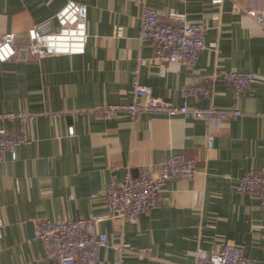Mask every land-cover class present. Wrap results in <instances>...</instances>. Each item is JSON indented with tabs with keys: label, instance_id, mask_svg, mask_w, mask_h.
<instances>
[{
	"label": "crops",
	"instance_id": "0c3cea01",
	"mask_svg": "<svg viewBox=\"0 0 264 264\" xmlns=\"http://www.w3.org/2000/svg\"><path fill=\"white\" fill-rule=\"evenodd\" d=\"M70 2L88 8L85 55L40 62L20 56L0 63V114H47L30 123L32 143L17 149V160L7 154L0 164V264H52L35 239L37 220L108 217L105 195L113 175L121 181L156 175L172 155L194 161L195 177L169 183L159 208L136 224L118 217L101 223L97 232L107 235L111 248L98 264H119L118 246L129 250L123 264H196L199 250L211 256L226 245L264 264V210L258 198L236 192L244 174L264 173V31L248 15H264V0H227L220 6L211 0H0V36L15 33L25 46L33 27L57 30L56 15ZM145 8L206 25L207 43L218 48L205 51L192 69L157 61L153 44L139 41ZM230 71L257 77L238 101L221 81ZM214 78L213 98L182 94L185 85ZM136 79L178 106L213 105L227 112L236 105L243 116L217 125L184 116L101 119L93 112L131 104ZM210 135L213 150L207 148ZM137 251L150 256L140 259Z\"/></svg>",
	"mask_w": 264,
	"mask_h": 264
},
{
	"label": "built area",
	"instance_id": "2783aa9c",
	"mask_svg": "<svg viewBox=\"0 0 264 264\" xmlns=\"http://www.w3.org/2000/svg\"><path fill=\"white\" fill-rule=\"evenodd\" d=\"M227 0H211L215 6ZM248 15L264 31V15L248 12ZM218 14L215 20L219 21ZM57 30L43 32L45 26H36L28 31L29 43L18 44L19 36L15 33L0 36V63L6 64L23 56L31 57L35 62L48 57L83 56L88 43V8L76 2L68 3L57 15ZM208 27L202 23H193L185 15L145 8L141 17L139 41L151 42L156 50V60L161 63L180 62L192 69L198 65L201 55L210 49H217L218 44L207 43ZM115 35L123 37V30L117 28ZM133 75L137 77L138 72ZM257 77L251 72L230 71L221 81L231 87L235 101L252 89ZM217 79L205 80L197 84H188L182 88L185 98L211 99L216 93ZM134 101L129 105H105L93 109L101 119H115L125 116L135 121L140 116L173 118L184 116L194 120H209L221 125L229 120L243 116L236 105L230 111H221L215 106L191 108L178 106L170 101L156 97L149 87L136 79L133 84ZM47 114L4 113L0 114V126L18 124L17 132L0 129V164L9 154L17 160V149L32 143L29 135L30 123ZM55 116V115H53ZM74 135V129L69 131ZM215 136L210 135L207 148L213 150ZM156 175L149 172L137 176L128 175L122 181L113 175L106 191L108 217L95 216L82 220L39 219L36 221L35 239L44 246L45 260L52 264H98L102 252L111 248L107 235L98 233L97 227L107 218H122L136 224L141 217L159 208L165 187L174 181L192 179L197 174L194 161L182 155H172L158 165ZM236 192L258 198L264 210V173L248 172L237 182ZM4 223L0 220V236ZM119 253V264L124 263L129 253L123 246L115 248ZM140 259L150 256L148 251L135 253ZM196 264H253L242 248L226 245L221 251L209 256L202 250L197 253Z\"/></svg>",
	"mask_w": 264,
	"mask_h": 264
},
{
	"label": "water",
	"instance_id": "95a60500",
	"mask_svg": "<svg viewBox=\"0 0 264 264\" xmlns=\"http://www.w3.org/2000/svg\"><path fill=\"white\" fill-rule=\"evenodd\" d=\"M43 32H48V25H45L43 28H42Z\"/></svg>",
	"mask_w": 264,
	"mask_h": 264
}]
</instances>
